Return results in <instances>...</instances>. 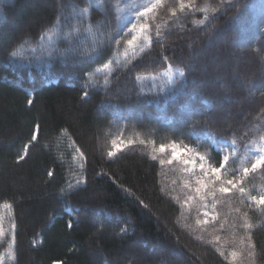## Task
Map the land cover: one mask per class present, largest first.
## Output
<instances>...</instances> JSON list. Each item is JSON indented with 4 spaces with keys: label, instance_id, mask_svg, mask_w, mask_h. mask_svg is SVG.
I'll return each instance as SVG.
<instances>
[{
    "label": "trees",
    "instance_id": "1",
    "mask_svg": "<svg viewBox=\"0 0 264 264\" xmlns=\"http://www.w3.org/2000/svg\"><path fill=\"white\" fill-rule=\"evenodd\" d=\"M30 1L0 0V257L9 249L0 264H233L220 254L233 250L241 253L235 264H264V213L235 190L218 192L220 218L198 225V207L187 212L177 174L159 163L158 154L160 144L175 140L198 145L215 162L225 152L215 141L236 139L239 158L231 167L252 155L264 136V82H259L264 80V14H255L256 0H192L190 5L184 0L183 9L181 0H163L152 19L157 26L152 42L143 52L136 47L135 58L124 43L132 36L121 34L120 12L107 0H45L38 6L39 0ZM101 2L107 16L96 6ZM83 8L89 16L81 21L75 13ZM101 20L100 31H120L116 38L124 40L103 47L92 60L9 58L26 40L46 46L58 21L79 28L76 46L84 47L79 43L87 40L84 26L92 23L95 31ZM68 30L62 27L61 36ZM211 35L228 53L225 60L212 52L218 68L229 73L228 86L220 72H205L203 58L192 54L193 49L211 53ZM234 64L256 86L247 104L251 113L226 125L216 118L222 95L246 89L230 77ZM169 65L173 78L176 69L184 70L183 93L171 91L164 75ZM236 102L228 95L227 105ZM193 107L203 115L196 117L199 124L189 138L180 132L189 131L184 117ZM37 125V142L18 161ZM113 140L134 143L109 157ZM245 188L260 194L264 170L250 173ZM245 222L253 227L246 229ZM249 250L255 253L251 259Z\"/></svg>",
    "mask_w": 264,
    "mask_h": 264
},
{
    "label": "snow or ice",
    "instance_id": "2",
    "mask_svg": "<svg viewBox=\"0 0 264 264\" xmlns=\"http://www.w3.org/2000/svg\"><path fill=\"white\" fill-rule=\"evenodd\" d=\"M107 2L110 6L114 7L117 12L122 11V9L120 8L121 0H107ZM162 2L163 0H147L145 4L139 6V10L136 12V18L139 20L142 17H148L149 14H154L156 9L161 6ZM89 3H91V0H89ZM188 3L190 5L192 3V0H188ZM96 6L100 8V10L104 13L105 16H107V11L106 9H104L103 2L98 3ZM130 7L135 8L136 5H131ZM180 7L181 9L185 7L184 0H181ZM171 11L172 15L175 16L176 9L172 8ZM203 11L206 13L209 11V8L205 7ZM211 11H216V9H211ZM75 15L79 16L80 20L82 21L88 18L89 8H83L78 13H75ZM103 23V20L97 21L95 25V31H93L94 25L92 23L85 25L83 28V32L86 34L87 40H80L79 43L81 45L86 46L78 48L76 46L75 41L80 37V29H72L71 25L62 26L58 21L53 28V34L47 36L48 44L46 46H33L29 41L26 40L20 46H18V48L9 53V58L12 62H17V60H19V62L26 61L28 63L37 61L51 62L57 59L67 62V60L73 56L78 57L81 61L92 60L93 58L99 56L100 49H102L103 47H111L113 41L116 45H120L121 41L124 40L122 36L119 39L116 38L117 36H120V31H117L114 34L110 32L100 31V28L103 26ZM198 23L203 24L204 21L201 20L198 21ZM62 27H67L69 29L67 32L64 33L63 36H61ZM137 27V24H132L130 32H135L137 30ZM120 30L122 31V29ZM139 31L141 35H132L131 39H127L126 41H124L128 48L133 49L134 58L136 55V47H139L140 51L143 52L144 48L149 46L152 42V37L148 34V28L146 24L140 25ZM156 34L159 35V31H157ZM54 36L56 37V39L53 38ZM61 40H63L65 44L64 47H60ZM125 54L127 55V49L125 51ZM164 59L167 60L166 57ZM104 67L107 68L108 64H105ZM164 75H166L168 78L167 83L172 85V92H184L185 72L183 69H176L175 78H173L172 66L169 65L168 70L164 73ZM88 83L92 84L93 86H96L95 83L91 81L90 77ZM109 86L110 82L106 78L103 87L107 89ZM161 91H163V89H161ZM88 94L89 93L87 91L84 92L85 96H88ZM194 96L195 94H190V105L195 104ZM203 102L207 103L206 100ZM29 103H31V101H29ZM200 115H203V113L193 107L192 110L189 111L184 117V124L191 125V127L187 133L180 132V135L188 136L190 138L199 124V121L196 119V117ZM38 134L39 125H37L36 130L33 131L30 140L23 146V154L18 156V161L25 159L29 147L34 142H37ZM133 143L134 141L132 140H128L127 142L121 140L119 143L116 140H113L112 150L108 151L107 155L109 157H114L117 152L122 150L123 147H126L127 145ZM141 143H144V141H141ZM255 146L257 149L256 154L245 156L244 159L240 161L239 165L233 168L231 167V165L236 164V161L239 158L236 150V139H232L230 142H228V147L232 150L225 151L219 161L215 162H213V160L208 154H202L187 144L178 145L177 142L174 140L170 145L160 144L158 149L159 153L164 154L166 150L170 148L171 154L167 159L160 158L159 163L161 165L171 164L175 160L182 159V163L185 165V171L191 172L194 170L198 162L201 178L197 179L196 181L198 186L195 188V192L197 194H200L202 191H206L207 195L212 196L215 200L217 191L221 195H224L232 193L235 190L241 195L242 199H247L252 204H254L256 206L257 211L264 213V190H262L258 195H252L245 188V178L248 177L250 173H255L257 172V170H264V136H261L259 138V141L255 142ZM83 156L84 154L81 153L82 158ZM157 158L158 157L156 155L152 156L153 160H157ZM189 165H191L192 167L189 168ZM229 172H231L232 174L231 178H225ZM48 175L52 176L53 173L49 172ZM209 185H211V187ZM216 185H219V187L216 188ZM61 194L64 195L65 193L62 191ZM189 199H191V197H189ZM200 199L203 201L205 199V196L201 195ZM214 206L215 205H213V207ZM236 211L238 212L239 209H236ZM244 215L245 217H247V213H245ZM97 219L99 220V216L97 217ZM213 219H215V217H213ZM201 223L202 222L200 220H197L198 225ZM69 226H71V223H69ZM243 226L249 230L253 227L251 223L247 222H245ZM13 227L15 226L13 225ZM120 231L126 232L127 229L121 228ZM216 239L219 240V237H216ZM248 239L251 240L250 233ZM252 248H254V245L249 244V249ZM220 254L221 256H224L225 260L230 259L233 264H235L237 259L241 256V253L235 250L231 251L228 254H226L225 252H221ZM254 255L255 253L252 250H249L247 252V257L249 259L253 258Z\"/></svg>",
    "mask_w": 264,
    "mask_h": 264
},
{
    "label": "rangeland",
    "instance_id": "3",
    "mask_svg": "<svg viewBox=\"0 0 264 264\" xmlns=\"http://www.w3.org/2000/svg\"><path fill=\"white\" fill-rule=\"evenodd\" d=\"M32 1L33 0H31L30 2H32ZM37 2L38 3H36V6H38L41 3H46L45 0L44 1L39 0ZM146 2H147V0H124L123 4L121 5L122 11H120V16H121L120 19H121V24H122L121 34L131 35V36L132 35L139 36V35H141V33L139 31V26L145 25V24L147 25L149 35H153L154 32H156L157 26H152V25H154V23L152 22V19H154L156 11L154 14H149V16L146 18L142 17L139 20L136 18V12L139 10V6L142 4H145ZM131 5H136V7L132 8V7H130ZM254 7H255V14L256 15L257 14H261V15L264 14V0H256ZM134 23L137 24V26H138L137 30L135 32H130L131 26ZM213 36L211 35L209 37V42L207 41V43H208V45L210 43H214L213 46H211L210 48H214L215 50L213 49V51H211V53H209L208 51L205 53L204 51H200L199 49H198L199 51L193 49L192 54H193V56L200 55L201 58H203L202 60L204 61V63L202 64L201 68H203L205 72H212L213 74H218V72H220V74H218V76L220 77V79L223 80L224 84L226 86H228L229 84H231V81L229 82V80H230L229 76H228L229 73H228V71H226V72L221 71L218 68L219 66H217V63H218V59H219L220 55L222 57L224 56L223 58H225V60H227L229 57H228V55H226V57H225V54L227 53L225 51V48L222 50L218 49V47L215 45L217 43V37H213ZM191 39H192V37L186 38V40H191ZM204 46H205V43H204ZM212 52L218 53V56H217L218 59L217 60H216L217 57L215 56L216 53L214 55V54H212ZM219 64L221 65V63H219ZM234 66H235V68H234L235 71H233L234 73L230 77L237 79L239 82L240 81L242 83L244 82L245 84L244 83L243 84H244V86L246 85V89L243 91V93H240L237 90L228 89V92H226L225 95L224 94L222 95V97H221L222 101L220 102V105H219L221 112L216 115L217 116L216 118L220 119L226 125L236 124L237 117L242 119V118L248 116L249 113H251V111L247 108V104L250 101V96H252V94L254 93L253 89L256 86L255 85L256 83L254 84V82L251 81L252 79L248 78V75L246 74L247 72L240 70L239 66L236 64H234ZM236 70H237V72H236ZM260 77H261V79H263L264 75L261 73ZM261 81L264 82V80H259V82H261ZM226 86H224V88ZM228 95L230 97H233L235 102L236 101H238V102H236L235 104H228L227 105L226 102H227ZM230 141L231 140H222V141H220V143L215 141V145L220 150L227 151L226 149L228 148V142H230ZM176 142L178 145L187 144L190 147L194 148L196 151H198L202 154H207V152L202 151L198 145L182 143L179 141H176ZM171 143H169L168 145H170ZM158 149H159V147H158ZM256 151H257L256 146H254L250 150V154L255 155ZM158 154H159L160 158L167 159L171 154V149L168 148L164 154H161L158 151ZM169 165L172 166L173 172H176V174H177V184L180 183L181 191L184 195L182 203L184 204L187 212L189 210H191L192 206H197L201 222H203L204 224H210V223H213L214 221H217V219L220 218L219 217L220 212H219V209H217L216 199L214 200V198L212 196L207 195L206 191H202L200 194H197L195 192V188L198 186L196 181H197V179L201 178L200 177V170L198 167V162H197V165L194 168V170L191 172L185 171V165L182 163V159L181 160H175ZM188 167L191 168L192 166L189 165ZM225 178H231V172H229ZM209 186L211 187V185H209ZM218 187H219V185H216V188H218ZM216 193H218V191ZM201 195L205 196V199L203 201L200 199ZM189 197H191V199H189ZM213 205H215V206L213 207ZM213 217H215V219H213ZM6 251H7V255H2V257H0V262L2 260L4 261L5 258L9 257V249ZM238 259H240V257Z\"/></svg>",
    "mask_w": 264,
    "mask_h": 264
}]
</instances>
